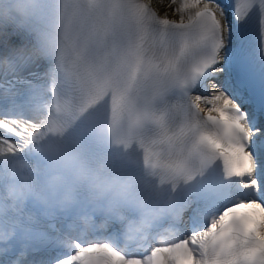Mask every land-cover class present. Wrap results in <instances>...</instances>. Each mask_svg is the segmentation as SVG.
Listing matches in <instances>:
<instances>
[{
	"label": "snow or ice",
	"instance_id": "6c2138e0",
	"mask_svg": "<svg viewBox=\"0 0 264 264\" xmlns=\"http://www.w3.org/2000/svg\"><path fill=\"white\" fill-rule=\"evenodd\" d=\"M172 5L179 20L151 0H58L69 72L103 113L161 116L182 125L161 147L195 137L203 148L175 240L77 241L61 264H264V0H231L232 20L225 0Z\"/></svg>",
	"mask_w": 264,
	"mask_h": 264
},
{
	"label": "clouds",
	"instance_id": "9594fccd",
	"mask_svg": "<svg viewBox=\"0 0 264 264\" xmlns=\"http://www.w3.org/2000/svg\"><path fill=\"white\" fill-rule=\"evenodd\" d=\"M57 7L58 0H0V34L11 25L32 37L0 55V254L18 230L28 231L22 220L36 221L37 213L26 211L30 202L56 225V242L67 252L93 238L123 250L175 240L183 190L200 170L202 146L191 137L161 147L164 131L171 127L175 135L182 127L161 116L105 115L92 90L69 72ZM40 61L46 70L27 71ZM146 124L158 129L155 137L145 136ZM88 138H108L118 151L90 158ZM24 259L21 252L16 264Z\"/></svg>",
	"mask_w": 264,
	"mask_h": 264
},
{
	"label": "bare ground",
	"instance_id": "6f19581e",
	"mask_svg": "<svg viewBox=\"0 0 264 264\" xmlns=\"http://www.w3.org/2000/svg\"><path fill=\"white\" fill-rule=\"evenodd\" d=\"M156 3L157 8L162 12L165 13L167 11H170L171 8L175 9V5H172L171 7H169V0H163V2H161V0H154Z\"/></svg>",
	"mask_w": 264,
	"mask_h": 264
}]
</instances>
